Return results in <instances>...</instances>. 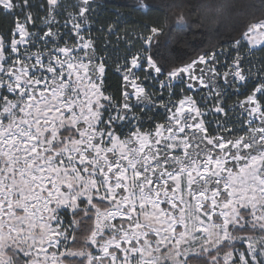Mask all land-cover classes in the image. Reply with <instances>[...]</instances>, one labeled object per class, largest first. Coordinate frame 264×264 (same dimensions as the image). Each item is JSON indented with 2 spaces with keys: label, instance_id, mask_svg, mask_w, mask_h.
Wrapping results in <instances>:
<instances>
[{
  "label": "snow or ice",
  "instance_id": "snow-or-ice-1",
  "mask_svg": "<svg viewBox=\"0 0 264 264\" xmlns=\"http://www.w3.org/2000/svg\"><path fill=\"white\" fill-rule=\"evenodd\" d=\"M109 6L129 5L0 0L12 21L0 35V264H193L205 254L200 264H228L233 253L218 254L249 230L259 236L240 237L247 248L232 264H264V60L246 69L241 43L264 20L227 42L222 65L223 47L169 61L159 44L166 24L145 26L141 49L116 60L117 96L91 36ZM37 8L38 32L28 27ZM110 16L100 30L112 35L127 18ZM177 23L190 29L182 15ZM177 87L192 93L178 105ZM233 96L244 99L230 105Z\"/></svg>",
  "mask_w": 264,
  "mask_h": 264
},
{
  "label": "trees",
  "instance_id": "trees-1",
  "mask_svg": "<svg viewBox=\"0 0 264 264\" xmlns=\"http://www.w3.org/2000/svg\"><path fill=\"white\" fill-rule=\"evenodd\" d=\"M99 2L103 3V0ZM33 3L39 6L41 0H33ZM115 3L129 6L118 9L109 6L107 11L98 10L99 18L92 25L91 36L97 49V55L103 54L108 58L106 87L109 89V94L117 96V90H123L124 81L121 73L116 71V60L119 57L122 63L125 55L134 54L141 49L140 37L147 35L145 26L166 24V34L159 38V44L162 48L167 44L165 57L171 62L180 63L177 54L186 53L187 55H183V62L187 63L204 51L212 49L219 51L223 47L225 54L221 57L220 64H225L231 61L227 42L240 39L250 24L264 20V0H115ZM142 3L151 4L153 10L142 14ZM114 10L119 11L122 17H126L127 22L123 23L118 32L110 35L106 30L101 31L100 29H106L108 20L115 19L110 16ZM181 15L190 25V29L185 27L182 31L180 30L182 26L178 25L177 18ZM33 16L36 19V26L33 28L31 24L28 27L38 32L42 24L43 12L37 8L33 11ZM59 19L63 21L60 17ZM218 19L221 23L216 22ZM11 27V18L0 15V35H6ZM177 37L179 43L176 42ZM241 43L244 42L241 41ZM232 55L235 56V53L233 52ZM242 55L247 57L244 67L247 69L251 66L255 72L256 68L261 66L260 62L264 60V45L253 50L246 45L242 49ZM248 61H251V65ZM220 70L222 72V69ZM203 95L205 94L202 91L200 96ZM181 97L182 93H179L176 88L175 96L171 101L175 103ZM164 99L167 102L169 97L165 95ZM196 99L200 101L198 97ZM243 99V96H233L229 104H235ZM163 120L164 116L161 111V115L155 117V122L162 123ZM149 124L153 126L150 128ZM153 129L154 123L146 120L144 130ZM89 227H91L90 224L85 225L83 233L78 237L80 244L88 235ZM208 259L206 254L198 257L193 264H200L201 261H208Z\"/></svg>",
  "mask_w": 264,
  "mask_h": 264
},
{
  "label": "rangeland",
  "instance_id": "rangeland-1",
  "mask_svg": "<svg viewBox=\"0 0 264 264\" xmlns=\"http://www.w3.org/2000/svg\"><path fill=\"white\" fill-rule=\"evenodd\" d=\"M57 20L60 21V24H63V21H61L59 19V17H57ZM21 22H23V20ZM257 23H259V22H257ZM29 25H31V24H28V26ZM42 26H43V19H42V24L39 26V29ZM57 26H59V25H57ZM33 31H37V30H33ZM64 31H66V29L61 28V32H64ZM245 41H247L246 45L251 50L256 49V48L264 45V43H262V42H264V30L257 29V30H255L254 33H249L248 37H246L245 40H242V42H244V43H245ZM141 47H142V44H141ZM138 50H140V49H138ZM33 51H35V49ZM229 63H231V61ZM221 69H222V72H223L224 71V68H221ZM177 88H178L179 93H182V97L180 99H182L185 95H192V93H190V92L188 94H185L184 92H181V89L179 87H177ZM128 90L131 91L130 88ZM206 91L207 90H204L203 91V94H206ZM197 97H198V99H200L201 96L198 95L195 98H197ZM178 102H179V100L177 102H175V103H173L171 101V103L176 104V105H178ZM201 103H206L207 104V108H211V106H212V102L211 101H201ZM161 111H162V114H163V110L162 109H161ZM163 116H164V114H163ZM215 120H216V118L213 115L209 114L206 117L205 123H206V125L210 124L212 128H215V126H216ZM163 122H164V120H163ZM144 131L145 132H147V131H154V129L153 130H144ZM181 156H183V153H181ZM117 191L119 192L120 190H117ZM186 199H187V197H186ZM161 207L164 208L165 210L168 209V205H166V204L161 205ZM149 211H151V209H149ZM218 211H220V209H218ZM110 222L113 223V224H116L117 226H119V224H120V218L117 217L115 220H112ZM90 226H92V225L90 224ZM125 227H127V225H125ZM249 235H251L253 237H258L259 236V231L252 232L251 230H249V231H245V232H242V233H237L236 234V237H235V241L234 242L233 241H229L228 242L229 245H230V247L224 249L223 252H221V253L218 254L219 257H220V260L223 261V259H224V253L225 252H232L233 255L231 257H229V261H228V264H232V260L237 259L239 257V255L241 253H243L245 251V249L247 248V244L246 243H243L241 241L240 237L241 236H249ZM83 241H82V244L84 243ZM125 246H127V245H125ZM48 251L49 252H54V251H56V249H49ZM171 251H173V250L172 249H169V252H171ZM167 254L168 253H165V255H167ZM6 258H7V254H6ZM145 258L146 259L148 258L147 257V254H145Z\"/></svg>",
  "mask_w": 264,
  "mask_h": 264
}]
</instances>
